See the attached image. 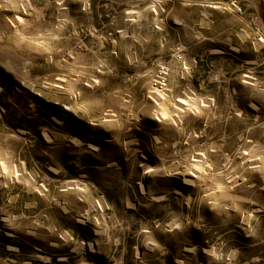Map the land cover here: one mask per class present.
Here are the masks:
<instances>
[{"label":"rangeland","instance_id":"374dc122","mask_svg":"<svg viewBox=\"0 0 264 264\" xmlns=\"http://www.w3.org/2000/svg\"><path fill=\"white\" fill-rule=\"evenodd\" d=\"M0 264H264V0H0Z\"/></svg>","mask_w":264,"mask_h":264}]
</instances>
